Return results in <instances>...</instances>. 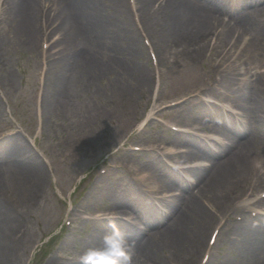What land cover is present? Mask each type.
<instances>
[{
	"label": "bare ground",
	"instance_id": "obj_1",
	"mask_svg": "<svg viewBox=\"0 0 264 264\" xmlns=\"http://www.w3.org/2000/svg\"><path fill=\"white\" fill-rule=\"evenodd\" d=\"M67 1L71 8L66 6L62 9L61 0H9V2H6L8 4L5 9L7 11L5 37L8 34L7 32L16 33V36L19 35L27 50L35 52L40 47L39 42H41L42 33L46 30L45 26L48 25V22L53 16L59 15L60 12L64 14L67 12V16L64 15L60 23L65 29L63 44L70 43L69 37L73 35V31H80L82 33L78 36H83L82 47L80 52L75 55L66 49L61 50L60 52L64 56L58 62L53 63L55 68L56 66H59V68L50 71V79L54 86V92L56 90L61 93L64 84L66 87H70L72 94L77 85H82L87 89L95 87L100 73L108 76L120 70L125 71L124 66H120L117 69L116 65H120L121 61L118 64L112 62L102 64L97 59L96 46L103 39L107 38L111 42L115 47L113 51L120 49L124 44L118 30L108 23L110 17L107 14V8L112 7L116 12V16H119V28L125 36V44L130 54L138 60L139 56H142L143 51L131 24L127 20V8L124 0ZM226 1L167 0L164 6H161L159 10L152 11V14L149 9L153 8L156 0H137V4L146 31H149L148 35H151L155 42H167L174 38L178 43V51L175 52L176 56L182 55L185 57L187 55V58L191 61H200L207 54L208 47L206 43L211 38H214V35L218 34L220 42L224 44L227 40L232 39L231 36L235 32L233 28L221 23L222 21H218L210 11L205 9L209 7V3L221 6ZM239 1V7L235 12L238 16L243 15L249 19V26L251 27L249 32L252 30L251 43L257 49V44L264 40V23L255 22L252 19V15L256 11H264V0ZM249 7L253 8L248 10ZM176 46L173 45L171 48L174 49ZM69 55L73 56V63L67 62L66 57ZM2 58L4 56H2V51H0V60ZM79 61L85 65V71L78 69ZM145 67L143 62L140 65L139 61L134 67L137 86L132 91L133 97L137 95L135 90H142L144 86L149 87L152 84L151 77L147 75ZM257 81H264V76L261 80L257 78ZM258 82L246 83L245 89L234 93V96L237 105L243 110L245 118L248 117L249 120L263 123L261 111L264 108V86H261ZM224 87H227V84ZM61 96L59 94V98ZM192 101L194 100L188 99L182 105L176 106L177 108L175 109H184ZM203 108L208 112L210 110L209 106H203ZM211 115H215V113ZM215 119L219 120L217 117ZM219 125L221 132L226 130L230 132L236 126L237 131H240L238 133L239 142H236V144L234 141L228 140L218 150L212 151L205 144V141L194 136H184L186 137L183 139L184 142L193 146L198 145L194 151L192 149L186 151L184 157L189 158L190 154L197 156L201 154L211 160L212 164L204 168L189 169V171L193 172L197 184L201 185L200 195L184 196L186 198L184 199L183 197L180 200L171 197L162 201L161 204L167 208L168 214L155 211L153 202L146 198L142 190L140 181L143 182L144 180L141 178L139 180L131 179L130 185L132 187L129 186L126 191L115 180L112 181V179L107 178L98 191L92 195L91 200L95 202L105 199L117 205H123L125 202L135 209H140L139 207L149 209V213L145 218L146 223L149 227L157 226V232L146 236L136 227L123 224L121 228V231L126 235L127 241H129L128 244L132 245L135 254H137L134 264L152 262L150 257L155 259L153 263L168 264L161 257L164 250L181 255L184 264H193L203 245L207 230L213 225L212 222L216 221L219 215L222 217L229 210L234 209L235 206L231 203L234 195L247 194L246 186L249 176L252 174L259 175L260 172L264 175V168L262 167V171L257 163L258 149L264 150V141L260 140L246 125H239L232 118L228 123L223 122V120L220 121ZM29 146L22 138H11L7 146H0V162L6 164V168H0V190H11L16 196L15 199L20 201L14 200L13 206L12 199L10 207L20 206L21 210L20 216L14 215V211L8 208L6 202L0 198V264H20L25 254L30 234L26 230L25 211L34 206L33 197L41 193L48 182L47 174L44 172L43 161L38 158ZM155 159V157H147L145 163ZM161 169L165 172V178L176 177L179 179V175L174 172L167 175L168 171L164 170L162 166ZM180 182L187 191L189 185L182 180ZM143 184L145 185V183ZM130 191H133L137 196L131 194L132 192ZM203 195L211 197L210 201L214 208L213 211L199 204L201 200L199 196ZM239 197L241 198V196ZM168 215L173 216V219L166 224ZM128 219H130L129 216ZM254 221L255 223L250 230L246 232L235 222L230 228H225L228 231L227 234H234L238 238L236 240L246 238L247 246L243 248L246 258H249L253 252L257 254L264 253V218L259 216ZM111 231L112 229L108 227L98 225L90 236L92 239H97L88 243L85 249L103 245L105 232L111 233ZM130 256L128 254L126 264L129 263ZM50 261L56 262V258L52 257ZM219 264L230 263L224 260ZM261 264H264V260Z\"/></svg>",
	"mask_w": 264,
	"mask_h": 264
},
{
	"label": "rangeland",
	"instance_id": "obj_2",
	"mask_svg": "<svg viewBox=\"0 0 264 264\" xmlns=\"http://www.w3.org/2000/svg\"><path fill=\"white\" fill-rule=\"evenodd\" d=\"M226 11L227 6L222 12ZM107 14L110 17L108 23L112 24L114 29L118 30L121 39L124 41L123 47L113 51V48L115 47L107 38H105L103 39L104 41L102 40V42H99L98 46H96V50H94L97 53V59L102 64L111 62L118 64L120 63L119 61H121L120 65H116L117 69L120 66H124L125 71L123 72L120 70L108 76L100 73L99 80L93 88L87 89L82 85H77L73 94H71V97L67 96V98H70L69 103L60 113L56 104H59L58 102L61 101L58 98L59 94L57 91L55 90L56 94L54 92V86L51 79L49 78L50 82L48 80V70L46 89L42 97L43 103H41L43 108V128L41 131H38L37 129L36 120L38 101L37 88L42 69L40 47L35 52L28 51L19 35L16 36V33L13 34L7 32L8 34L5 37L7 23L4 20L0 29V51H2V56H4V58L0 60V94L5 99V103H0L2 105L0 106V128L5 124L14 121V124L18 125L21 132H17L14 128L9 130L7 132L9 140L11 138H22L25 142L30 141L32 143V145L29 146L30 149L36 152L40 160H43L40 152L47 159L54 160L55 157L59 155L64 145L73 142L75 143L77 141L87 142L94 146L99 152V156H102L98 162H101L108 156H112L111 160L113 162L117 160L139 161L142 165L144 164L143 166L154 169L157 175L160 174L159 177L161 180L164 183H167V180L164 177L165 172L161 169V166L164 168V164L162 160L163 156L160 157V151H150L143 154L134 153L129 151L128 147L130 144H128L124 153H115L118 148L126 143L127 139L132 134H135L130 131L135 123H138L137 126L139 127V123L144 122V127L138 132V135L133 140L134 143L147 144V142L153 140L168 141L174 144H178L179 142L173 140L175 139L174 134L165 131L157 123L150 121L148 115L150 109L148 106L152 97V90H149L150 86H144L142 90H135L137 95L133 97L132 91H134V88L137 86L135 82L136 71L134 70L136 63L139 61L140 65H142L143 62L146 66L145 68L147 69L146 73L148 76L150 75L152 65L148 51L142 42V38L138 35L137 30L130 21L131 16L129 17V13H126L127 20L131 24L143 51L142 56H139L138 60L135 59V56L130 54L129 49L125 44V36L119 28V16H116L115 10L112 9V7H109L107 8ZM260 15L261 13H255L253 17H258ZM58 17L59 15L54 16L52 22ZM262 18L264 19V15ZM5 19H7V15ZM236 19L241 20L243 18L238 17ZM263 19H261V21ZM60 27L64 28L62 24ZM81 33L82 32L80 31L72 32L74 36H78ZM51 34H53V32ZM250 38L251 36L249 34H245L240 38L235 37V39H238L237 41H235L234 38L229 40L227 44H220L219 41L214 43V41H216L214 39H211L212 41H210L214 44V51L219 54L221 52L227 53L225 57L237 52V56L243 58L248 63V68L252 75V78L249 79L252 80L250 82L257 83V78H260V80L263 79L264 43H258V48L256 49V47L254 48V45L252 46ZM171 42H175V39L171 38V40L167 42H156L155 47L158 52H162L165 46L169 45ZM1 44L4 46H1ZM67 49H70L68 44ZM57 50H60L59 46H55L52 49L51 55H54ZM217 53H215L214 57L209 59V63H215L217 61ZM70 59L72 58L69 57V60ZM162 68L167 72L161 76V81L159 83L157 95H160L161 98L169 95L177 98L208 85H213L214 83V73L208 69L207 64L200 65L194 64L190 60H182L175 65ZM78 69L85 71V65L80 61L78 62ZM170 69L171 71H169ZM69 88L63 84L61 93L65 92L66 94H69V91H71ZM220 89L223 91L221 87L218 88V90ZM6 106L10 108V112L12 110L13 116L11 119L4 112ZM175 113L180 115L181 118L214 121L209 114L205 115L203 108L193 106L191 103L186 108L180 109ZM229 135L231 136V134ZM153 156L160 157L159 163L154 160L147 163L143 162L147 160V157ZM196 157L200 158V156ZM95 165L96 163L94 162L86 164L85 160L70 159L66 164L55 165L58 172L55 181L51 180V177L47 173L49 170L46 165L44 166V172L48 175V182L43 191L33 197L34 206L25 211L26 228L28 227V232L30 234L25 248V254L22 257L20 264L27 263L30 248L35 242L41 240L46 242L51 235L55 233H57V235L54 238L55 242L51 248L52 255L54 256H58L61 252L71 255L79 254L88 243L94 242V240L97 239H92L90 236L100 223H82V221H80L74 231L71 233L67 232L63 237L62 233L57 232L58 224H56L58 217L60 215L63 216L65 213L69 195L74 191L73 195L74 198H76L80 191L85 188L87 181L91 177H94L92 172ZM4 167H6V164L0 162V168ZM82 178L84 179L81 181L80 179ZM107 178L112 179V181L115 180L116 183L122 187H126L130 179L129 174L113 169L112 167L109 170V173L96 183L93 189L94 192L103 185ZM172 187L174 188L173 185ZM192 190L193 186H190L185 193L190 194ZM8 193L9 195L16 197L13 195L12 191H9ZM62 198H66L67 201H62ZM205 198H209V196H202L199 203L202 206H204L202 200ZM86 203H89V196ZM115 206L116 204L107 200L99 202L90 200L88 209L95 210ZM13 214L15 215L14 212ZM220 217L221 216L219 215L217 220L212 222L213 225L211 228L207 230L203 245L193 264L199 263L204 246L206 242H208L212 229L218 223ZM171 218V215L167 217L166 224L171 221ZM234 222L236 221L230 219L225 227L222 228L219 239L214 246L213 256L209 264H219L224 260H227L230 264H260L264 260V253L257 254L253 252L250 254L249 258H246L245 255H241L238 250L243 249V247L246 248V238L233 246L237 243L236 239L238 238H236L234 234H227L228 231L226 230L230 228ZM156 228H152V232L158 231V228ZM225 228L227 229L225 230ZM61 237L63 239L62 241H59V238ZM50 247L51 246L49 245V248ZM45 248H47V246ZM40 255V257L35 259V263L47 264L49 258L42 259L43 254ZM161 257H163L164 262H166V258L173 259L171 262H174L177 259H183L181 255L175 254L171 251L168 252L167 250L163 251ZM150 258L155 262L153 257ZM156 264H158V262H156Z\"/></svg>",
	"mask_w": 264,
	"mask_h": 264
},
{
	"label": "clouds",
	"instance_id": "obj_3",
	"mask_svg": "<svg viewBox=\"0 0 264 264\" xmlns=\"http://www.w3.org/2000/svg\"><path fill=\"white\" fill-rule=\"evenodd\" d=\"M111 233L104 237L103 248H91L84 252L81 264H126L129 244L126 235L113 226Z\"/></svg>",
	"mask_w": 264,
	"mask_h": 264
}]
</instances>
